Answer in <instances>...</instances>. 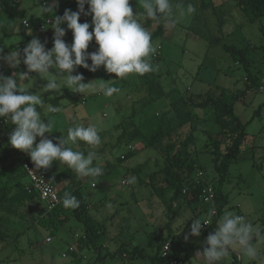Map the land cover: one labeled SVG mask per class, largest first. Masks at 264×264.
<instances>
[{"label": "rangeland", "instance_id": "obj_1", "mask_svg": "<svg viewBox=\"0 0 264 264\" xmlns=\"http://www.w3.org/2000/svg\"><path fill=\"white\" fill-rule=\"evenodd\" d=\"M55 1L13 0L19 3L24 10V18L31 25L27 30L22 27L21 18L10 20L8 15L0 11V25L8 23L5 35L0 30V57L7 56L12 50H19L31 33H35L37 39L44 42L46 51L54 47V30L51 24L54 23L55 16H63V13L54 9ZM59 1L64 4L65 0ZM202 1H209L214 8L202 4ZM43 2L46 3L45 6L42 5ZM170 3L176 23L164 20L166 35L152 41L156 52L158 47L161 48L157 55L160 60L153 64L154 71L117 78L101 66L97 71L91 72L86 83L94 82L99 86L105 82L108 86L115 87L117 91L111 96H105L99 91L87 95L72 92L69 97L60 99L55 106L61 108L60 112L46 113V109L40 107L37 110L43 120L54 121L52 134H45L54 144L62 136H67L69 127L77 124L85 127L95 125L99 129L100 145L93 147L79 141L78 145L69 142L66 146L83 152L85 156L89 151L94 152L96 159L93 166H99L103 170L98 177L80 179L81 192L89 203L88 212L102 224L104 233L100 243L107 247L103 249L105 252H111L113 247L118 246L127 250L140 246L144 252L152 255L161 239L179 236L186 246L197 247L193 256L184 264H206L205 258L198 253H202L201 249L206 246L207 239L203 236L202 229L198 237L190 235L193 220L199 219L202 222L205 215L193 218L191 211L184 205L180 206V202L173 203L170 212L166 204L171 196L169 192L166 191L165 199L160 201L150 188L140 183L147 182L148 174L164 165L162 156L148 147V138L159 120L163 121L167 130L175 129L170 134L171 140L183 138L194 126V143L190 152L203 168L206 180L215 184L220 176L214 170L210 155L204 148L207 140L203 131H214L217 126L211 122L208 112L192 109L195 114L190 124L178 129V117L171 108V102L180 95L187 97L189 94L196 95L209 90L216 95L222 93L223 100L228 104L233 103L235 114L246 124L241 152L231 161L227 175L222 180V191L228 200L222 217L226 212L239 214L244 217L245 222L254 227L259 226L264 232V90L259 88L247 91L239 100H234L233 94L245 88L246 75L221 49L223 44L252 48L253 51L249 54L250 68L259 77L260 83H263L264 57L259 51V25L264 26V18L259 23L250 24L242 17L233 0H170ZM189 4L195 8V12L181 16V11L186 10ZM49 6L53 7V13L43 15L40 7ZM75 6L78 7V4ZM129 6L134 17L144 11L141 0L129 1ZM78 8L72 12H77ZM46 20L50 24L45 30H37V25ZM88 23H92V16ZM141 23L150 33L154 31L155 20L142 19ZM66 26L61 25L64 29ZM89 31L93 29L90 27ZM215 39L217 42H214ZM65 43L71 46L73 39ZM97 50L98 45L93 39L86 51L90 54ZM157 57L153 58L151 54L150 62L151 58ZM0 68L7 69L10 66L0 58ZM14 74H27L29 79L22 81V86L32 90L33 94L40 93L43 100L59 97L67 89L62 87L57 92H42L48 81L41 79L37 73L14 72L11 76ZM50 74L56 75L55 70L50 69ZM258 109L260 112L256 115ZM117 125L124 129H116ZM123 130L126 133L136 130L139 135L134 140L127 141L125 133V139L118 141ZM40 139L37 137L36 143ZM128 146L133 150L129 151ZM121 155H124V160H119ZM15 157L18 163L21 158L30 159L21 151ZM60 165L61 163L54 162L49 172ZM138 166L141 169L135 172ZM15 174L14 165L12 169H0V186L10 184L12 188L9 194L17 189V180L13 179ZM131 178H134V182L127 183ZM156 182L162 186V177L158 176ZM91 183L96 187L92 188ZM67 211L70 219L54 233L35 221L46 213V205L37 199L19 206L15 214L3 213L1 231L7 236L0 239V264H95L91 248L81 252L79 261L73 260L67 253L68 247L73 246L77 237L83 234L82 225L73 219L71 209L67 208ZM253 244L258 248L257 260H249L240 250L230 249V255L221 264H262L264 242L257 240ZM62 254L67 257L62 258ZM117 259L122 264H148L146 259L133 257L130 260L127 255L117 256ZM105 262L116 264L110 259Z\"/></svg>", "mask_w": 264, "mask_h": 264}, {"label": "clouds", "instance_id": "obj_2", "mask_svg": "<svg viewBox=\"0 0 264 264\" xmlns=\"http://www.w3.org/2000/svg\"><path fill=\"white\" fill-rule=\"evenodd\" d=\"M79 11L65 10L62 17L55 16L51 24L54 30V47L45 49V45L37 38L31 41L23 49V64L29 73H37L48 83L42 92H57L63 87L73 93L87 95L97 91L105 96H111L117 91L115 87L101 83L97 86L94 82L84 83L82 75H73L77 66L88 71L95 72L101 66L108 73L115 74L117 78H125L129 74L144 75L155 70L150 62V55L156 52L151 43V33L143 27L142 19L159 20L161 17L176 23L170 0H141L143 12L133 16V10L129 6V0H76ZM89 6L85 13L84 6ZM44 15L52 14L53 7H40ZM195 12V8L189 4L186 10L181 11V16ZM92 16V23H79L80 14ZM66 24L73 32V43L67 45L63 37L65 29L61 25ZM93 31H89V28ZM95 39L98 50L87 53L89 43ZM20 51L12 50L2 58L10 67L20 65ZM91 60V66L87 63ZM54 69L56 75L50 74ZM29 79L27 74L4 77L0 75V118L7 119L15 126L9 137L12 148L26 153L37 169H48L54 162L66 164L80 177H98L102 175V168L93 166L96 154L89 151L85 154L74 151L66 145L71 142L78 145L79 141L89 146H98L101 143L99 129L95 125L87 127L77 124L67 129V136L54 144L45 134H52L54 121L43 120L38 107L46 109V113H57L61 108L45 105L40 93L32 94L21 82ZM59 81V82H58ZM40 137L39 143H36ZM35 145V146H34ZM131 178L127 183H133ZM65 208L75 209L79 207V200L65 192L63 198ZM214 209L209 213V220L204 223L194 219L191 224V236L198 237L201 234L202 225L210 222ZM264 242V232L259 226H253L245 222L243 216L233 212H226L213 234L207 237L202 255L206 264H221L230 255V249H238L249 260H257L258 248L253 244V238ZM187 239V237H186ZM264 264V262H262Z\"/></svg>", "mask_w": 264, "mask_h": 264}, {"label": "trees", "instance_id": "obj_3", "mask_svg": "<svg viewBox=\"0 0 264 264\" xmlns=\"http://www.w3.org/2000/svg\"><path fill=\"white\" fill-rule=\"evenodd\" d=\"M233 1L242 17L250 24L259 23L264 18V0ZM65 3L68 5V9L77 5L76 0H65ZM201 3L204 5L206 4V6L210 5L209 1H202ZM210 7L212 6L210 5ZM0 11L8 15L10 20L15 18L22 19L24 17V10L20 8L19 3H15L13 0H0ZM84 11L85 13L89 11V6L87 4L84 6ZM90 16L91 15L81 13L78 22L81 24L85 22L88 23ZM164 20L167 19L161 17L159 20H155V29L151 32V43L154 39L163 37L165 31L163 25ZM7 27L8 23L0 25V30L3 32V35L6 34ZM259 32L261 34L259 51L264 57V26L261 24L259 25ZM34 37L37 38L35 33L27 35L24 43L19 47L21 53L20 65L15 68H0V75L10 77L14 72L21 73L28 71L26 65L23 64L24 56L22 50ZM72 39V30L66 28L65 36L63 37L64 42ZM40 42L44 44L43 41ZM214 42H217V39H215ZM221 49L228 54L234 64H238L239 67L242 68L246 75L245 88L233 94L234 100H239L240 96L245 95L247 91L258 90L259 88L264 90V82L260 83L259 77L257 74L253 73L250 68L249 54L253 51L252 48L251 50L247 47H238L235 44H223ZM159 60L160 57H157V59L151 58L152 65ZM87 63L91 65V60H88ZM77 74L84 77V83L91 77V71L83 67L76 68L73 75ZM29 92L33 94L32 90H29ZM71 94L72 92L65 89L62 95L52 99H45L44 103H50L56 106L60 99L69 97ZM171 104V108L178 117V129L190 124L195 114L192 112V109L200 110L204 113L208 112L211 115V122L217 126V129L215 131H203V135L206 136L207 140L204 148L208 151L211 158L210 162L220 177L216 180L215 184L207 181L204 177L203 168L196 157L191 154L190 147L194 143V126L189 129L183 138L180 139L177 137L175 140H171L170 134H172L175 129L167 130L163 121L159 120L148 138V147L162 156L164 165L158 170L148 174L147 182L141 181L140 183L150 188V190L159 197L160 201L165 199V192H169L171 196L166 201V204L170 212L171 205L175 202H180V206H186L191 211L193 218H197L200 215H207L209 209L214 207L217 210V218L212 219L211 224L205 230H202L203 236L207 239L210 234L214 233V230L218 226V221L223 218L222 212L228 200L227 196L222 191V180L227 175V170L231 161L236 159L241 152V146L246 135V124L242 123L235 114L233 103L228 104L223 100L222 93L216 95L209 90L201 94H189L187 97L180 95V97L174 99ZM259 112L260 109H258L255 114L259 115ZM0 125L2 129V135L0 136V169H12L14 165L16 174L13 176V179L17 180V189L11 194H9L12 188L10 184L0 186V239H4L7 235L1 231L2 214H15L19 206L33 199L40 200L35 192H28L26 190L28 181L22 172L20 162L18 163L15 157L19 150L12 148L9 144V137L14 131L15 126L12 125L9 120L3 118L0 119ZM119 127L117 125L116 129ZM125 133V130H123L118 137V141L125 139ZM126 134L127 141H132L139 135L136 130L129 131ZM129 154L130 152L126 153L125 156ZM119 160L124 159L119 158ZM140 169L141 166H138L135 172H139ZM198 173H200L199 176ZM158 176L162 177V186L157 185L156 178ZM48 178L60 202L55 209L50 212L46 211L43 216L37 217L35 221L44 229L54 233L63 227L64 223L70 219L67 208H65L62 203L65 192L71 193V195L79 200V207L71 209V211L73 219L82 225L83 234L73 244L74 251L70 253L73 260L77 258L79 253L87 248H91L93 250L95 264L97 262H105L108 257L115 258L116 256L122 257L126 255L130 260L136 257L143 260L146 259L148 264H166L167 260L162 259L160 256L161 249L164 243L170 242L169 257L179 259L184 263L190 259L197 250V247L186 246L179 236H167L157 243L155 253L152 255L144 252L143 248L140 246H133L129 250L120 247L115 253H103V245L100 243V239L104 233L103 227L102 224L88 212L89 203H87L86 198L81 192L82 181L80 176L66 164H61L59 168L53 169L48 173ZM208 185L212 186L215 192V201L211 206L203 204L199 198L200 190ZM253 239V243L257 241L255 237ZM205 247H207V245ZM204 248L201 249L202 252ZM76 260L79 261L80 259L77 258ZM235 264H237V262ZM251 264H255V262Z\"/></svg>", "mask_w": 264, "mask_h": 264}, {"label": "built area", "instance_id": "obj_4", "mask_svg": "<svg viewBox=\"0 0 264 264\" xmlns=\"http://www.w3.org/2000/svg\"><path fill=\"white\" fill-rule=\"evenodd\" d=\"M42 5L45 6L46 3L43 2ZM49 24L50 22L46 20L40 23L39 25H37L36 29L40 31L45 30L46 26ZM21 25L26 30L31 28V25L24 19L21 20ZM160 49H161L160 47L157 48L158 51L153 54V58L157 57ZM128 150L132 151L133 148L131 146H128ZM120 158L124 159V155H121ZM20 164H21L22 172L28 181L26 190L28 192H35L37 194L39 200L46 205L47 212H50L53 209H55L60 201L54 187L49 181L48 178L49 168L37 169L34 163L28 158H21ZM199 175L200 173H198V176ZM91 186L95 187L94 184H92ZM199 198L203 204L211 206L215 201V192L212 186L208 185L203 187L200 190ZM213 209H214V214L211 216L210 222H208L207 225H202L201 228L202 230H205L211 224L212 219L217 218V210L214 207H211L207 212V215H205L204 219L202 220V223L209 220V213ZM170 247H171L170 242H166L163 244L160 255L161 258L167 260L166 264H183V261L169 257ZM73 251H74V247L69 246L67 253L70 254ZM66 257H67L66 254H62V258H66ZM96 264H109V263L97 262Z\"/></svg>", "mask_w": 264, "mask_h": 264}, {"label": "crops", "instance_id": "obj_5", "mask_svg": "<svg viewBox=\"0 0 264 264\" xmlns=\"http://www.w3.org/2000/svg\"><path fill=\"white\" fill-rule=\"evenodd\" d=\"M56 2V4H55V6H54V9H56V10H58V11H60L61 13H63L64 14V12H65V10H71V11H73L74 9H76V8H78L77 6H74V7H72L71 9H68V5L65 3V1H64V4H63V2L62 1H55ZM78 11H79V8H78ZM77 11V12H78ZM22 19H24V20H26L24 17L22 18ZM27 21V20H26ZM28 22V21H27ZM67 28V26L65 27V29ZM164 35H163V37L162 38H164V36L166 35V29H165V27H164ZM29 35V34H28ZM215 131V130H214ZM92 184H94V183H91V185ZM95 185V184H94ZM92 187V186H91ZM95 187H96V185H95ZM95 187H92V188H95ZM80 237V236H79ZM79 237H77V239L79 238ZM76 239V240H77ZM75 240V241H76ZM74 241V242H75ZM107 247L106 246H104L103 245V249H106ZM118 249H119V246L116 248V247H113V250L111 251V252H109V253H115L116 251H118ZM103 253H105V251L103 250L102 251ZM107 252V251H106ZM80 254L81 253H79L78 255H77V258L78 259H80L81 258V256H80ZM76 258V259H77ZM76 259H74L75 261H77ZM107 259H110V260H112V262H116V264H122L121 263V261L120 260H118L117 259V256L115 257V258H107ZM185 263V262H184ZM183 263V264H184ZM129 264H131L130 262H129ZM134 264V263H133Z\"/></svg>", "mask_w": 264, "mask_h": 264}]
</instances>
